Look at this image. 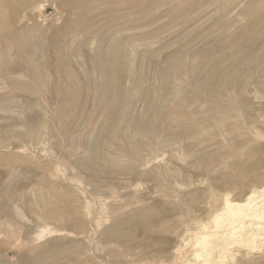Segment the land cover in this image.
<instances>
[{
	"label": "rangeland",
	"instance_id": "1",
	"mask_svg": "<svg viewBox=\"0 0 264 264\" xmlns=\"http://www.w3.org/2000/svg\"><path fill=\"white\" fill-rule=\"evenodd\" d=\"M97 1L71 13L64 0H9L0 263L38 264L60 248L76 250L63 264H264V0ZM17 31L31 56L12 44ZM244 202L256 213L245 230L212 243L215 218ZM118 203L129 209L118 215ZM150 208L138 229L109 231Z\"/></svg>",
	"mask_w": 264,
	"mask_h": 264
},
{
	"label": "bare ground",
	"instance_id": "2",
	"mask_svg": "<svg viewBox=\"0 0 264 264\" xmlns=\"http://www.w3.org/2000/svg\"><path fill=\"white\" fill-rule=\"evenodd\" d=\"M78 1H81V0H64V3H63V6H64V8L67 10V11H70L71 13H75V11H77L78 9H76V6L78 5ZM86 1V0H85ZM89 1V0H88ZM113 1H126V0H98L97 2H101V3H103V4H105L106 6L108 5V6H111V3L113 2ZM149 2V1H148ZM27 4V3H26ZM92 4V3H91ZM95 4V3H94ZM145 4H146V2H145ZM0 5H1V13H0V32H2L1 34H5V33H7L8 32V30H11L12 28H14V26H12L11 24H10V22H9V18H10V15H9V12H10V9H9V0H0ZM140 5H141V3H140ZM142 5H144V4H142ZM138 6V5H137ZM38 7H40V6H38ZM42 7V6H41ZM44 7V6H43ZM92 8V7H91ZM20 10V9H19ZM131 10V9H130ZM127 12V11H126ZM70 14V13H69ZM110 14H112V17H114L115 19L116 18H120V16L121 15H124V10L122 9V10H116L115 12L113 11V12H111L110 11ZM17 15V14H16ZM9 16V17H8ZM97 16V15H96ZM102 16V14L101 15H99V18ZM107 18H109V17H107ZM90 19V18H89ZM96 20L98 19V17L97 18H95ZM94 18H93V20L91 21V23L93 22V21H96ZM110 19V18H109ZM106 20V19H105ZM15 23H17L16 21H14ZM21 22V21H20ZM89 20L88 21H86V23H88L89 24ZM70 23V24H69ZM69 23H67V25L68 26H70V28H75L74 26H76L77 24H75L74 22H73V20H69ZM100 23H103V22H100ZM93 24H95V22L93 23ZM99 25V23H97V26ZM83 26V25H82ZM101 26V25H100ZM12 27V28H11ZM99 27V26H98ZM62 28H64V27H62ZM95 28H97L96 26H95ZM25 29V28H24ZM88 29V28H87ZM86 29V30H87ZM89 29H91V26H89ZM27 30V29H26ZM36 30V29H35ZM92 30H94V28L92 29ZM9 32H11V31H9ZM90 32V31H89ZM90 34V33H89ZM48 36H46L45 37V39L47 38ZM87 37V36H86ZM84 39H85V37H84ZM12 40V41H11ZM11 42H12V44H16V46H18L19 47V49L21 50V52H22V54L24 55V56H31V51L33 50V48H32V46H31V44L29 45V43L31 42H29L27 39H26V37H25V35H24V31H17L16 33H15V36H14V38H11ZM41 40V39H40ZM56 40H57V38H52L51 39V41L52 42H54V44L56 43ZM46 41H48V38H47V40ZM10 42V43H11ZM33 43V42H32ZM45 43V42H44ZM101 43V42H100ZM99 43V44H100ZM105 44V43H104ZM39 47V46H38ZM100 48V47H99ZM103 49V48H102ZM40 49L38 48V51H39ZM42 50V49H41ZM98 50V49H97ZM58 52V51H57ZM56 52V53H57ZM99 52V51H98ZM97 52V53H98ZM101 52H102V50H101ZM100 52V53H101ZM39 53H41V52H39ZM43 53V52H42ZM59 53V52H58ZM100 55V54H99ZM36 57H37V55H35ZM34 56V57H35ZM101 56H102V54H101ZM42 57H43V55H42ZM46 57V56H45ZM100 57V56H99ZM48 58H50L51 59V57H48ZM116 58H117V56H116ZM55 59V58H54ZM37 60V59H36ZM38 60H40V59H38ZM31 61H33V59L31 58ZM48 61V60H47ZM46 61V62H47ZM61 62V61H60ZM58 65V64H57ZM38 66H40V64H38ZM66 66V65H65ZM69 66V65H68ZM68 66H66L67 68L66 69H68L69 67ZM57 67V66H56ZM44 68V67H43ZM42 68V69H43ZM46 69V68H45ZM45 69H43L44 71H45ZM50 70V69H49ZM70 71H69V74L68 75H70L71 77H76V74L73 72V69L71 70V69H69ZM47 71V70H46ZM45 71V72H46ZM62 71V70H61ZM65 71V70H64ZM72 71V72H71ZM23 72V71H22ZM49 72V71H48ZM52 72V71H51ZM58 72V71H57ZM56 72V73H57ZM11 73V72H10ZM32 74H33V76L35 77V76H39V74H35V71L34 72H32ZM46 74H50V73H47L46 72ZM23 75V74H22ZM57 75H58V73H57ZM78 75V74H77ZM48 76V75H47ZM50 76V75H49ZM48 76V77H49ZM52 76V75H51ZM59 76H60V74H59ZM71 77H70V81L72 80L71 79ZM113 77V76H112ZM111 77V78H112ZM116 77L117 76H115L114 77V79L112 80L113 81V84H114V86H116V84H115V82H117V80H116ZM60 78V77H59ZM79 77H77V78H74V83H75V79H78ZM30 79V78H29ZM34 79V78H33ZM52 79H54L53 77H52ZM62 79V78H61ZM118 79V78H117ZM38 80H39V78H38ZM59 80V79H58ZM17 81V80H16ZM15 80H14V82L15 83H17ZM41 80H39V82H40ZM54 81V80H53ZM60 81V80H59ZM77 82H79L78 80H76ZM19 82H20V79H19ZM27 82V81H26ZM29 82V81H28ZM58 82V81H57ZM108 82V81H107ZM54 83V82H53ZM74 83H72V84H74ZM81 83V82H80ZM111 83V82H110ZM13 84V83H12ZM60 85V84H59ZM79 85V84H78ZM108 85V84H107ZM106 85V86H107ZM74 87H75V85H73ZM76 86H77V84H76ZM78 87V86H77ZM117 87H118V85H117ZM60 89V88H59ZM102 90V89H101ZM79 91H81V90H79ZM68 92H70V91H68ZM115 93L116 92H118L117 91V89H116V91H114ZM120 92V91H119ZM78 94H80V93H78ZM118 93H116L115 95H117ZM58 95V94H57ZM60 96V95H59ZM75 96V95H74ZM77 97H78V95H76ZM76 96H75V98H74V101H75V99H76ZM58 97V96H57ZM12 98H15V97H12ZM12 98H10V99H12ZM78 98H80V97H78ZM8 99V98H7ZM8 100V101H10V103L12 102V100H13V103H14V100L15 99H12V100ZM16 99H17V97H16ZM2 100V99H1ZM5 100L6 99H4L3 101L4 102H2V101H0V103L2 104V106H3V108L7 105V102H5ZM18 100V99H17ZM54 100V99H53ZM58 100V99H57ZM7 101V100H6ZM16 101V100H15ZM44 101H46V100H44ZM49 101H51V99L49 100ZM48 101V102H49ZM76 102H77V100H76ZM9 103V104H10ZM19 103V102H18ZM57 103V102H56ZM0 104V105H1ZM12 104V103H11ZM15 104V103H14ZM48 105V104H47ZM50 105V104H49ZM52 105V104H51ZM76 105V104H75ZM8 106L9 105H7L6 107H7V109H8ZM56 106V105H55ZM78 106V105H77ZM76 107V106H75ZM74 107V108H75ZM0 108H2V107H0ZM70 109V108H69ZM66 112V111H65ZM71 114H72V111H71ZM73 114H74V112H73ZM24 115V114H23ZM15 117V116H14ZM17 117H19V116H17ZM27 118V117H26ZM19 119V118H18ZM10 120V119H9ZM20 120V119H19ZM25 120H27V119H25L24 118V120L23 121H25ZM6 121H8V120H6ZM34 126V125H33ZM13 130V129H12ZM10 131V134H11V132H13V131ZM16 133V132H15ZM60 133V132H59ZM7 135H8V133H6ZM13 134V133H12ZM14 135V134H13ZM61 135V134H60ZM8 138H9V136H8ZM14 138V137H13ZM24 139V138H23ZM20 141H21V139H20ZM9 143H10V141H8ZM14 142V141H13ZM18 142H19V140H18ZM17 142V143H18ZM24 142V141H23ZM12 143V142H11ZM3 144V143H2ZM5 144V143H4ZM3 144V145H4ZM24 144V143H23ZM28 146V145H27ZM3 147V146H2ZM27 149V148H26ZM52 150V149H51ZM55 151V150H54ZM53 151V152H54ZM52 152V153H53ZM56 152V151H55ZM56 155V154H55ZM57 158V157H56ZM18 171V170H17ZM179 172V171H178ZM18 173H19V171H18ZM18 173H17V175H18ZM11 174V173H10ZM13 174V173H12ZM178 174V173H177ZM176 175V174H175ZM181 174H179L178 176H180ZM27 176H29V178H30V175H27ZM174 176V175H173ZM182 176H183V174H182ZM187 176V175H186ZM184 177V176H183ZM190 177V176H189ZM16 178H18V177H16ZM21 179V178H20ZM27 179V178H26ZM25 179V180H26ZM32 179V178H31ZM6 180V179H5ZM7 182V181H6ZM10 183H12V182H10ZM5 184V183H4ZM9 185H11V184H9ZM42 185V184H41ZM53 185H54V183H53ZM52 186V185H51ZM57 186V185H56ZM42 187H44V186H42ZM42 187H40V188H42ZM55 187V186H54ZM112 187H114V186H112ZM11 188V187H10ZM50 189H47L46 191H45V193H48L50 196H48L49 197V199L51 200V201H53L54 200V195H56L57 193L56 192H58V190L57 189H55V188H52V187H49ZM58 188V187H57ZM60 189V188H59ZM108 189V188H107ZM111 189V188H110ZM35 190H36V188H35ZM42 190H44L43 188H42ZM63 191V190H62ZM37 192V191H36ZM41 192H43V191H41ZM260 193H261V195L262 196H264V188H263V190H260L259 191ZM6 193H8V191H6ZM37 193H39V192H37ZM44 193V192H43ZM44 193V194H45ZM61 193V192H60ZM64 193V192H63ZM40 194V193H39ZM257 194V193H256ZM6 195V194H5ZM38 196H40V195H38ZM37 196V197H38ZM57 196H58V194H57ZM64 196V195H63ZM1 197V196H0ZM42 198V197H41ZM61 198V197H60ZM249 198V197H248ZM2 199V198H1ZM0 199V200H1ZM38 199H40V198H38ZM143 200V199H142ZM47 201H49V200H47ZM226 202V201H225ZM120 203V202H119ZM119 203L116 205V206H120L119 208H121V209H119L118 207H114L113 209L115 210V208L117 209V212L119 211V210H127V209H129V207H127L126 209H124L125 207H123L122 208V206L121 205H119ZM16 204V203H15ZM141 204V203H140ZM238 204V203H237ZM13 205V204H12ZM11 205V206H12ZM44 205V204H43ZM260 205V204H259ZM127 206V205H126ZM134 206H136V205H134ZM157 206V205H156ZM249 206H250V202H244V203H242L241 205H238V207H237V209H235V208H233L232 207V209H231V211L230 212H228V214L229 213H231V217L230 218H228V219H226V220H222V219H218V217H216L215 218V221H216V227L217 226H219V227H222V229L221 230H219V232H217V233H214V232H212L211 234L209 233V236H211L212 237V243L213 242H224V244H225V242L227 243V241L229 240V239H231L233 236H235L237 233H239V232H242V231H244L245 230V228L243 229V226L245 227V223H244V218L245 217H247V218H249V217H255V214L254 213H250L249 214V212H248V210H250V208H249ZM8 208V207H7ZM12 208V207H11ZM14 208H15V205H14ZM213 208V207H212ZM16 209V208H15ZM17 209H18V206H17ZM255 209V208H254ZM13 210V209H12ZM9 211V210H8ZM17 211H19V210H17ZM16 211V212H17ZM121 211V212H122ZM158 211H159V209H155V208H150V209H146L145 211H142L141 213H139L138 215H136L134 218H131V219H128V220H126V221H124V222H122V223H120V224H118V225H115V226H112L111 227V229L109 230V231H111V232H113L114 234H116L117 236H120V235H123V234H125V233H130L132 230H136V229H138L137 227H141V226H143L144 225V223L145 222H147V221H149V220H151L157 213H158ZM21 212V211H20ZM19 212V213H20ZM116 212V213H117ZM120 212V213H121ZM115 213V212H114ZM119 212L117 213L118 215L120 214ZM0 214L1 215H3V214H7V209H6V206H0ZM17 214V213H16ZM21 214H23L22 212H21ZM223 214V213H222ZM259 214V213H258ZM217 215V214H216ZM225 215V214H224ZM81 216V215H80ZM12 217V216H11ZM22 217V216H21ZM73 217H75V216H73ZM14 218V217H13ZM81 219V218H80ZM79 219V220H80ZM213 220V219H212ZM83 221V220H82ZM208 222V221H207ZM206 222V223H207ZM92 224V223H91ZM215 224V223H214ZM87 225H89V224H87ZM87 225H86V227H87ZM198 225H199V223H198ZM94 227L93 226V224L92 225H90V227ZM92 227H91V230H92ZM201 227V226H200ZM255 227V226H254ZM260 227V226H259ZM86 229V228H85ZM201 229H202V227H201ZM80 230V229H79ZM209 230H211V229H209ZM214 230V229H213ZM90 231V230H89ZM107 231V230H106ZM106 231H105V233H106ZM192 231V230H191ZM195 231V230H194ZM208 231V230H207ZM85 232V231H84ZM91 232V231H90ZM89 232V233H90ZM216 232V231H215ZM258 233V232H257ZM104 234V233H103ZM107 234V233H106ZM198 234V233H197ZM202 235V234H201ZM253 235L254 234H252L250 237H248L249 238V241H250V239L253 237ZM91 237V236H90ZM197 237V236H196ZM207 236H205V238H206ZM258 237V236H257ZM263 237V236H262ZM261 237V238H262ZM263 239V238H262ZM183 240V239H182ZM208 240H210V237H208ZM202 243V242H201ZM246 243V242H245ZM256 243V242H255ZM73 244V243H72ZM185 244V243H184ZM192 244V243H191ZM196 244V243H195ZM222 244V243H221ZM237 244H238V242H237ZM236 244V245H237ZM241 244H242V242H241ZM244 244V243H243ZM212 244L211 243H209V246H211ZM226 245V244H225ZM239 245V244H238ZM245 245V244H244ZM40 246V245H39ZM82 246V245H81ZM150 246H151V244H150ZM149 246V247H150ZM200 246V245H199ZM242 246V245H241ZM248 246H251V245H248ZM40 247H42V246H40ZM69 247V246H68ZM201 247V246H200ZM244 247V246H243ZM87 248V247H86ZM85 248V249H86ZM236 248V247H235ZM234 248V249H235ZM242 248V247H241ZM245 248V247H244ZM250 248V247H249ZM36 249H38V248H36ZM67 249V248H66ZM94 249V248H93ZM130 249V248H129ZM133 249V248H132ZM207 249V248H206ZM211 250H212V248H210ZM215 249V248H214ZM223 249V248H222ZM230 249V248H229ZM232 249V248H231ZM257 249V248H256ZM90 250V249H89ZM233 250V249H232ZM231 250V251H232ZM238 250V247L236 248V251ZM35 251V250H34ZM37 251V250H36ZM88 251V250H87ZM219 251V250H218ZM229 251V250H228ZM89 252V251H88ZM96 252V251H95ZM225 252H226V250H225ZM237 252H241V251H237ZM248 252V251H247ZM151 253V252H150ZM174 253V252H173ZM176 253V252H175ZM229 253V252H228ZM68 254H72V256L74 255V254H76V250L75 249H73L72 250V252H70V250L68 251V250H64V249H60V248H52V249H49V250H45L42 254H39V255H41L37 260H36V263H38V264H63V258L66 256V255H68ZM157 254V253H156ZM161 254H162V252H161ZM232 254V253H231ZM231 254H229V255H231ZM239 254V253H238ZM36 255V254H35ZM91 255H93V254H91ZM150 255V254H149ZM154 255V254H153ZM160 255V254H159ZM164 255V254H163ZM175 255V254H174ZM225 255V254H224ZM240 255V254H239ZM243 255V254H242ZM2 256V255H1ZM96 256V255H95ZM220 256V255H219ZM241 256V255H240ZM247 256H249V254L247 255ZM38 257V256H37ZM71 257V256H70ZM93 257V256H92ZM152 257V256H151ZM223 257H225V256H223ZM222 257V258H223ZM66 258V257H65ZM153 258V257H152ZM205 258V257H204ZM211 258V257H210ZM248 258H250L251 259V261H252V258L249 256ZM253 258H254V256H253ZM144 259V258H143ZM194 259V258H193ZM201 259V258H200ZM85 260V259H84ZM136 260V259H135ZM178 260V259H177ZM203 260H205V259H203ZM248 260V259H247ZM66 261V260H65ZM76 261V260H75ZM89 260H87V262H88ZM193 261V260H192ZM211 261V260H210ZM93 262V261H92ZM216 262V261H215ZM221 262V261H220ZM89 263H90V261H89ZM264 263V262H263ZM1 264V263H0ZM88 264V263H87ZM209 264V263H208ZM220 264H222V263H220Z\"/></svg>",
	"mask_w": 264,
	"mask_h": 264
}]
</instances>
